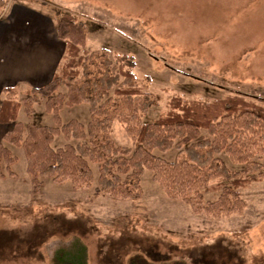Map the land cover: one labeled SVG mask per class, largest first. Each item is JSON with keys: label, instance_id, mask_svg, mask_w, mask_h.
<instances>
[{"label": "rangeland", "instance_id": "rangeland-1", "mask_svg": "<svg viewBox=\"0 0 264 264\" xmlns=\"http://www.w3.org/2000/svg\"><path fill=\"white\" fill-rule=\"evenodd\" d=\"M14 6L43 13L52 36L59 18L72 14L88 31L86 50H106L116 62L131 58L139 86L158 99L145 122L165 114L177 96L264 99V0H7L0 18ZM28 93L18 90L13 98L22 106L18 121L54 126L45 100L26 101ZM89 118L87 104L61 111L63 124ZM8 129L0 126V139ZM113 138L133 147L118 122ZM66 143L60 135L54 147ZM10 148L17 161L0 172V264H51L56 245L74 239L87 247L88 264H129L136 254L155 264H264V181L240 190L242 211L218 217L170 198L149 170L141 177V196L132 200L96 196V166L90 187L41 178L37 192L23 150ZM155 153L167 160L177 156L175 149ZM223 158L231 171L242 170ZM218 193H205L204 200Z\"/></svg>", "mask_w": 264, "mask_h": 264}, {"label": "trees", "instance_id": "trees-1", "mask_svg": "<svg viewBox=\"0 0 264 264\" xmlns=\"http://www.w3.org/2000/svg\"><path fill=\"white\" fill-rule=\"evenodd\" d=\"M7 0H0V14ZM56 33L65 52L52 81L29 90V102L43 98L46 112L55 125L18 121L21 104L13 98L18 90L7 88L0 96V126L9 129L0 139V172L10 170L17 157L10 148L21 149L26 171L34 189L41 178L87 188L95 181V195L108 193L116 199H136L142 194L141 177L146 170L173 199H180L195 211L211 216H228L245 207L240 190L264 181V99H247L241 94L212 102L174 97L169 109L157 119L145 122L157 98L138 84L129 57L112 60L106 50H86L88 31L72 14L56 22ZM65 89L66 92H62ZM89 105L90 118L84 124L72 119L62 123L64 107ZM30 110V107H28ZM125 126L133 147L116 143L113 123ZM62 135L67 143L54 147ZM175 149L167 160L155 152ZM223 156L242 166L231 171ZM216 181L215 186H210ZM218 191L214 200L205 193ZM51 264H88L87 247L78 239L56 245ZM129 264H155L141 254ZM157 264H186L183 261Z\"/></svg>", "mask_w": 264, "mask_h": 264}, {"label": "crops", "instance_id": "crops-1", "mask_svg": "<svg viewBox=\"0 0 264 264\" xmlns=\"http://www.w3.org/2000/svg\"><path fill=\"white\" fill-rule=\"evenodd\" d=\"M48 28L43 13L23 6L0 18V96L7 88L29 91L52 81L65 44Z\"/></svg>", "mask_w": 264, "mask_h": 264}]
</instances>
